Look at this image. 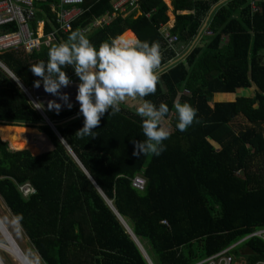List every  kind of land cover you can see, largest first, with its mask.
<instances>
[{"label":"trees","instance_id":"obj_1","mask_svg":"<svg viewBox=\"0 0 264 264\" xmlns=\"http://www.w3.org/2000/svg\"><path fill=\"white\" fill-rule=\"evenodd\" d=\"M112 1L84 0L86 11L49 46L31 52L14 46L0 51V62L31 89L40 78L30 65L46 62L51 47L111 12ZM249 1L170 0V10L163 0H138L139 15L118 14L85 33L99 46L130 29L138 40L159 46V68L165 66L157 70L156 91L137 97L169 107L162 124L170 136L158 156L133 155V140L145 139L136 106L124 101L120 112L106 111L95 136L84 137L75 134L84 120L78 101L58 112L43 108L55 132L0 68V197L44 264H148L118 215L142 246L148 243L153 264H191L264 226V0H257L254 13ZM57 3L36 2L33 24L51 19ZM208 14L212 34L167 64L176 52L164 49L161 25L174 20L170 31L178 50ZM13 29L2 25L0 33ZM65 71L73 80L69 90L77 92L78 76L71 67ZM252 87V94H237ZM225 94L234 96L217 98ZM177 101L196 112L182 132ZM240 115L249 125L235 131L230 122ZM136 174L146 179L142 191L131 185ZM25 182L35 189L28 196L18 188ZM234 253L256 264L264 260V242L247 238Z\"/></svg>","mask_w":264,"mask_h":264},{"label":"clouds","instance_id":"obj_2","mask_svg":"<svg viewBox=\"0 0 264 264\" xmlns=\"http://www.w3.org/2000/svg\"><path fill=\"white\" fill-rule=\"evenodd\" d=\"M161 53L156 43L149 44L138 39L116 36L99 46L93 45L79 30L72 31L67 42L53 46L48 51L47 61L30 65L35 87L41 83L45 92L58 96L70 109L72 103L67 93L59 90L70 84L65 69L71 67L79 78L76 100L79 102L78 115H82L83 126L75 134L95 136L94 129L100 118L121 111V103L128 98H143L155 93L158 82V68ZM49 109L57 112L61 104L56 100L48 102ZM177 114L176 128L185 131L195 119V109L187 102L174 103ZM141 117V127L145 139L133 140V155H160L165 149L163 143L170 136L162 119L169 112L166 103L158 106L145 101L136 107Z\"/></svg>","mask_w":264,"mask_h":264},{"label":"built area","instance_id":"obj_3","mask_svg":"<svg viewBox=\"0 0 264 264\" xmlns=\"http://www.w3.org/2000/svg\"><path fill=\"white\" fill-rule=\"evenodd\" d=\"M41 0H0V26L11 25L14 27L12 31L0 33V51L7 50L14 46H22L25 51L31 52L39 50L42 46H49L51 42L56 40L57 34L67 32L71 29L72 22L77 20L86 9L82 4L84 0H58L57 4L51 5L53 17L51 19L45 18L43 21H33L36 19L37 7L35 3ZM138 5V0H113L112 11L89 19L84 25L79 27V31L83 34L89 32L91 29L100 27L107 23L112 17L121 14L126 10ZM250 11L252 13L259 10V3L257 0L249 1ZM209 14L203 20L198 33L194 39L187 46H180L177 50L175 45L178 43L176 34H172L169 26L163 25L160 29L162 38L165 42L164 49L174 50L175 56L167 62L173 64L180 59H183L185 54L192 48L202 35L209 36L212 34L208 28ZM45 24L48 25L49 30L45 31ZM161 52V51H160ZM165 65L158 68L162 70ZM0 67L10 72L1 62ZM70 84L73 80H70ZM22 86V85H21ZM22 90L27 95L33 107L42 112L38 103L39 96L33 94L29 89L22 86ZM146 179L140 174H136L131 178V185L137 190L142 191L145 188ZM19 191L23 196H28L34 193L35 189L29 182L19 185ZM166 223V221H162ZM257 237L264 242V226L259 227L239 239L238 241L222 248L221 250L199 258L191 264H236L238 261L241 264H247L245 257L240 254L236 256L234 249H236L245 239ZM256 264H264V260L258 261Z\"/></svg>","mask_w":264,"mask_h":264},{"label":"rangeland","instance_id":"obj_4","mask_svg":"<svg viewBox=\"0 0 264 264\" xmlns=\"http://www.w3.org/2000/svg\"><path fill=\"white\" fill-rule=\"evenodd\" d=\"M17 85H19L21 88L23 86V85L21 86L20 84H17ZM70 86H72V85H70ZM70 86L62 87L59 91L62 93H67L68 97H69V101L71 103L77 102L76 95H75L76 92H74V90H72V91L69 90ZM27 89H29V88H27ZM253 90H254V87L249 88V89H245V90L243 89V90L237 91V94L238 95H244V94L249 95V94L253 93ZM29 91L33 92V94H37L39 96L38 103H39L41 110L43 112H44V110H43L44 107L42 106V104L45 103L48 105V102L50 100L58 101L62 107L66 106L65 102L63 100H60L58 96H54L50 93L45 92L43 86H40L38 88L33 86V87H31V89H29ZM233 96L234 95H231V94H225L223 96L218 95L217 98L218 99H225V98L230 99ZM125 101H127L129 103V105L136 106V107L139 104L143 103L138 98H128ZM172 121H174V117H171V118L166 120V122H172ZM230 124L235 131H239L240 129H244L246 126L249 125L247 120L244 117H242L241 115L234 118L230 122ZM166 128L168 129V127H166ZM263 128H264V124H263ZM0 221L2 222L4 227L7 229V231L10 233L11 237L15 240L16 244L18 245V247L20 248V250L22 251V253L24 254V256L26 257V259L29 261L30 264H44L43 261L41 260V258L39 257V255L37 254V252L35 251L33 245L30 243L28 237L25 235V233L23 232L20 225L14 219L13 215L11 214L10 210L8 209V207L6 206V204L4 203V201L1 197H0ZM0 243L1 244H7V241L3 238L1 232H0ZM143 245H144L143 248L146 251L147 255L150 258L153 257L154 256L153 251L151 250L148 243L144 242ZM0 259L2 260V262L4 264H21L7 249H4V248H0ZM236 264H241V262L238 261Z\"/></svg>","mask_w":264,"mask_h":264},{"label":"bare ground","instance_id":"obj_5","mask_svg":"<svg viewBox=\"0 0 264 264\" xmlns=\"http://www.w3.org/2000/svg\"><path fill=\"white\" fill-rule=\"evenodd\" d=\"M167 1V0H166ZM169 1V0H168ZM125 38L128 39H133V33L131 31H126L122 34ZM0 232L3 236V238L7 241V244H1L0 243V248L7 249L21 264H30L29 261L26 259L18 245L16 244L15 240H11L9 237L6 236L5 230L3 226L0 224ZM12 238V237H11ZM13 241L17 245V247L14 245ZM0 264H4L2 260L0 259Z\"/></svg>","mask_w":264,"mask_h":264},{"label":"water","instance_id":"obj_6","mask_svg":"<svg viewBox=\"0 0 264 264\" xmlns=\"http://www.w3.org/2000/svg\"><path fill=\"white\" fill-rule=\"evenodd\" d=\"M11 74V73H10ZM11 76L16 80L17 84L22 85L16 78L14 75L11 74ZM19 82V83H18ZM40 112V111H39ZM45 120V123H47L55 132V125L53 124V122H51L49 120V118L45 115L44 112H40ZM58 134V133H57ZM73 157L75 158V156L73 155ZM107 203L109 204V206L112 207L111 202L107 201ZM118 215V214H117ZM119 220L121 221V223L123 224V226L125 227L127 233L130 234L131 238L135 241V243L137 244V246L139 247L140 251L142 252L144 258L147 260L148 264H153V262L151 261V259L149 258V256L147 255L146 251L144 250L142 244L138 241L137 237L133 234V232L131 231V229L129 228V226L126 224V222L118 215ZM0 224L3 226L4 230H5V234L7 237H9L11 240H13V238H11L10 233L7 231V229L4 227V225L2 224V222L0 221ZM128 227H126V225ZM14 245L17 247V245L15 244V242L13 241ZM18 248V247H17ZM19 250V248H18Z\"/></svg>","mask_w":264,"mask_h":264},{"label":"crops","instance_id":"obj_7","mask_svg":"<svg viewBox=\"0 0 264 264\" xmlns=\"http://www.w3.org/2000/svg\"><path fill=\"white\" fill-rule=\"evenodd\" d=\"M165 3H166V5L168 6V8L171 10L172 9V7H171V5H170V0L168 1H166V0H163ZM50 10H51V8H50ZM140 14V10H139V7H138V5L137 6H135V7H132V8H130L129 10H126V12L122 15V16H129V15H132V16H137V15H139ZM39 21H41V20H39ZM173 24H174V20L173 19H171L168 23H167V26H169V27H172L173 26ZM163 25H161V27H162ZM161 27H160V29H161ZM159 29V30H160ZM131 31L132 33H133V31L132 30H130V29H127L126 31ZM125 31V32H126ZM161 33V32H160ZM123 34V33H122ZM121 34V35H122ZM133 39H137L136 38V36H135V34L133 33ZM1 68V67H0ZM2 69V68H1ZM4 72H6L11 78H13L12 76H11V72H8V71H6V70H4V69H2ZM11 73V74H10ZM13 75V74H12ZM14 79V78H13ZM15 80V79H14ZM15 82H16V80H15ZM17 83V82H16ZM69 85H71V84H69ZM73 85V84H72ZM19 86V85H18ZM20 87V86H19ZM21 88V87H20ZM76 88H77V85H76ZM76 91H77V89H76ZM76 95V94H75ZM43 105V107L44 108H48V105L47 104H45V103H43L42 104ZM61 108H62V106H61ZM150 258V257H149Z\"/></svg>","mask_w":264,"mask_h":264}]
</instances>
